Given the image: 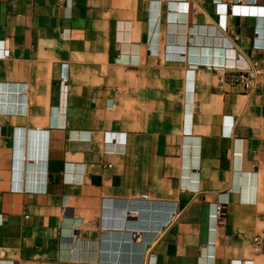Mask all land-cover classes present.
Returning <instances> with one entry per match:
<instances>
[{
    "label": "crops",
    "instance_id": "crops-1",
    "mask_svg": "<svg viewBox=\"0 0 264 264\" xmlns=\"http://www.w3.org/2000/svg\"><path fill=\"white\" fill-rule=\"evenodd\" d=\"M256 236L264 0H0V264H264Z\"/></svg>",
    "mask_w": 264,
    "mask_h": 264
},
{
    "label": "built area",
    "instance_id": "built-area-1",
    "mask_svg": "<svg viewBox=\"0 0 264 264\" xmlns=\"http://www.w3.org/2000/svg\"><path fill=\"white\" fill-rule=\"evenodd\" d=\"M4 55L9 56V49L5 50ZM234 68L237 70L235 78L242 84L246 93L250 94L256 92L259 87V77L262 71L258 62L256 60H245L242 66L235 64ZM222 209V205L217 206V211H219L220 214H222ZM254 241L256 244L260 245L264 240L261 236H256Z\"/></svg>",
    "mask_w": 264,
    "mask_h": 264
},
{
    "label": "bare ground",
    "instance_id": "bare-ground-1",
    "mask_svg": "<svg viewBox=\"0 0 264 264\" xmlns=\"http://www.w3.org/2000/svg\"><path fill=\"white\" fill-rule=\"evenodd\" d=\"M213 53V52H212ZM208 61V60H207ZM234 63H236V60L235 61H233ZM226 63V62H225ZM231 63V62H230ZM240 64H243V63H240ZM218 66V65H217ZM226 67V66H225ZM219 202V201H218Z\"/></svg>",
    "mask_w": 264,
    "mask_h": 264
}]
</instances>
